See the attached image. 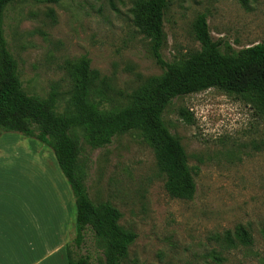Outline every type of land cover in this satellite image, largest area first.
I'll return each mask as SVG.
<instances>
[{
	"label": "rangeland",
	"instance_id": "obj_1",
	"mask_svg": "<svg viewBox=\"0 0 264 264\" xmlns=\"http://www.w3.org/2000/svg\"><path fill=\"white\" fill-rule=\"evenodd\" d=\"M132 1L9 2L2 15L3 36L21 90L42 99L53 95L55 112L69 113L71 68L85 59L88 101L103 111L130 104L136 90L163 73L131 22ZM197 15L205 17L220 53L264 43V0H166L160 49L164 62L179 64L198 50L191 29ZM181 110L187 115L180 116ZM162 120L186 156L195 184L191 200L166 194L164 176L137 131L116 135L97 149L78 134L88 198L117 209L118 225L135 234L121 264H264V115L246 97L210 88L174 98ZM20 137L0 135V194L43 195L50 205L59 199L70 225V257L102 264L101 248L89 229L78 247L73 243V198L51 151ZM20 139L42 151L35 157L31 148L30 155L11 165L7 151L21 149ZM237 227L249 233L250 245H228L225 234Z\"/></svg>",
	"mask_w": 264,
	"mask_h": 264
},
{
	"label": "trees",
	"instance_id": "obj_2",
	"mask_svg": "<svg viewBox=\"0 0 264 264\" xmlns=\"http://www.w3.org/2000/svg\"><path fill=\"white\" fill-rule=\"evenodd\" d=\"M12 0H0V135L17 133L47 147L65 179L74 204L73 243L78 247L89 229L102 251V264H121L135 234L118 225L120 213L107 203L93 204L84 186L85 173L79 161V140L90 148H101L116 135L137 131L152 150L155 165L164 176L163 188L174 199L191 200L195 190L186 156L178 139L163 123L164 109L176 97L215 88L227 94L246 97L264 115V43L223 54L213 42L203 15L191 25L198 50L189 53L179 64L164 62L160 49L164 43L163 11L166 0H133L131 22L149 44L151 55L163 69L151 85L133 94L130 104L103 111L88 101L87 61L79 60L71 68L73 91L69 98L72 111L55 112V97L38 98L21 90L16 63L6 49L2 15ZM241 4L246 0H239ZM180 116L187 115L181 110ZM229 246L235 242L251 244L249 233L237 227L226 233ZM66 264H88L87 257H70L65 246Z\"/></svg>",
	"mask_w": 264,
	"mask_h": 264
},
{
	"label": "crops",
	"instance_id": "obj_3",
	"mask_svg": "<svg viewBox=\"0 0 264 264\" xmlns=\"http://www.w3.org/2000/svg\"><path fill=\"white\" fill-rule=\"evenodd\" d=\"M22 139L21 149L15 146L7 151L11 165L18 157L30 155L31 148L35 157L42 151L38 145L33 147L31 141ZM26 161L33 164L31 158ZM44 198L28 193L19 195L12 190L0 194V264H66L70 226L67 215L59 199L50 205Z\"/></svg>",
	"mask_w": 264,
	"mask_h": 264
}]
</instances>
